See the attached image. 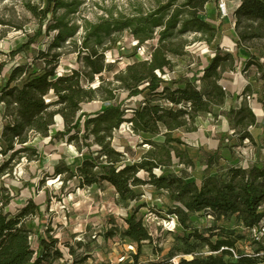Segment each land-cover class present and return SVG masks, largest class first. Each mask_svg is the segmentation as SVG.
I'll list each match as a JSON object with an SVG mask.
<instances>
[{
	"label": "trees",
	"instance_id": "obj_1",
	"mask_svg": "<svg viewBox=\"0 0 264 264\" xmlns=\"http://www.w3.org/2000/svg\"><path fill=\"white\" fill-rule=\"evenodd\" d=\"M39 1L43 2V7L26 4L37 27L26 43L7 53L10 60L36 44L43 34L57 31L49 48L58 49L75 33L74 28L68 27L63 18L57 16L58 10L68 9L66 3L62 0ZM210 2L154 0V6L148 12H140L137 16L100 19L86 28L81 44L83 51L77 52V60L82 62L83 71L73 70L69 74L56 76L52 69L50 72L27 75L24 66L5 70L4 63L0 62V104L3 105L0 153L7 156V160L0 164V178L8 165L22 154L37 156L35 150L27 146L29 135L47 137L55 118L59 117L63 129L57 131L53 139L74 141L76 138L70 132L82 127L78 133L81 143L86 146L89 142L95 144L98 154L83 160L74 171L55 165L52 176L56 179L66 175L64 188L76 180V187L80 189L105 184L114 189L117 198L124 203V208L129 209L126 217L122 218L121 235L135 247L132 264H140L138 258L141 246L145 242H153L150 230L152 227L157 228L153 222L145 224L142 218L137 217V211L129 208L137 198L134 188L144 185L170 195L173 206L167 211L165 220L175 216L176 227L187 228L190 215H206L215 222L228 221L236 216L247 232V242L253 250L248 253L238 250L236 243L243 240V236L219 228L215 232V228L211 227L206 235L193 231L177 236L176 244L166 259L142 264H264V248L253 244L248 234L249 230L260 225L264 217L261 210L264 202V165L253 164L248 169L230 168L226 178L203 173L197 185L187 181L184 173L176 174L164 168L161 156L154 152H148L139 162L127 165L124 163V153L111 144L113 130L128 123L135 133H163L164 145H183L180 139L171 136L172 132L184 129L188 134L192 133V126L199 114H211L213 107L223 105L226 94L220 81L223 64L231 60L229 54L220 56L215 52L208 66L203 70L192 71L188 80H185L184 75L177 79L171 76L172 62L169 57L183 55L181 37L184 34L201 33L208 42L217 34V30L201 16ZM228 18L234 22L238 42L264 37V0H240L233 12L229 10ZM123 31H127L139 46L153 40L155 34L157 44L149 48V58L126 66L124 71L114 76L124 92L118 103L101 105L97 109L95 91L86 88L84 83L92 82L94 76H101L111 67L103 62L104 52L110 49L103 47V44L107 39L115 44L112 35ZM58 56L56 54L54 57ZM254 63L261 72L264 88V66L257 61ZM250 65L247 63L246 67ZM166 71L169 72L168 79L162 78ZM15 82L18 84L11 86ZM196 82L202 86H196ZM171 85L177 87L172 88ZM263 98L261 92L260 100L263 101ZM128 102H133L135 106L125 108ZM53 107L56 109L51 110ZM225 116L228 122L237 127L252 125L261 131V136L264 135V125L256 120L245 103L237 110L229 108ZM239 138L253 140L249 133ZM163 151L168 160H171L172 151L180 164L193 166L192 160L177 146H169ZM37 160L41 163L40 159ZM161 168L163 170L159 175L153 172ZM141 171L146 172L145 179L138 176ZM10 202L6 189L0 188V264H43L62 258L57 248L58 240L51 236V228L41 226L40 205L35 200H27L17 214L11 215L6 209ZM35 215L36 220L26 223L27 218ZM111 236V232H105L106 238ZM198 247H206L208 254L201 258L172 260L174 253L189 255Z\"/></svg>",
	"mask_w": 264,
	"mask_h": 264
},
{
	"label": "rangeland",
	"instance_id": "obj_2",
	"mask_svg": "<svg viewBox=\"0 0 264 264\" xmlns=\"http://www.w3.org/2000/svg\"><path fill=\"white\" fill-rule=\"evenodd\" d=\"M62 1L69 7L67 10H58L57 16H61L68 27L74 28L73 37L66 39L60 48L50 49L51 39L57 32L51 31L48 35L43 34L36 44L30 45L10 60L7 53L17 50L26 43L28 37L34 34L37 27L35 19L26 9V4L43 7V2L39 0H0V62L4 63L5 70H10L15 66H24L26 74L29 75L50 72L54 69L56 76L69 74L73 70L83 71L82 62L77 60V52L83 51L81 50L82 39L89 25L96 24L100 19L110 16L113 19L137 16L140 12H148L154 6V0ZM210 3L213 11L211 19L221 22L222 20L217 15L216 0H211ZM228 7L231 12L234 8V1L228 0ZM211 19L205 17V20L212 25ZM223 27L222 32L215 28L217 34L211 42H208L207 37L201 33L184 34L181 37L183 55L169 57L172 62V78L177 79L184 75L185 80L191 78L192 71L205 69L215 52H218L220 56L229 54L231 57L230 62L224 63L222 67L220 84L225 87L226 94L223 105L213 107L211 114H199L194 125H191L194 128L192 133L188 134L184 129H178L171 134L173 138L181 136V140L186 139V136L198 135L199 141L193 142L194 145L200 144L198 151L195 155H190L185 144L164 145L163 133L157 135L135 133L128 123H123L117 130H113L111 144L114 148H123L125 164L137 163L148 152H154L161 156V160L165 164L164 168H168L176 174L184 173L187 181H193L198 185L200 174L203 173L206 176L212 174L226 178L230 168H250L253 165L257 144L261 142V148L264 150V135H260L258 128L252 125H247L244 128L237 127L228 122L225 116L229 108L237 110L242 103H245L250 109L249 100L252 99V95H255L256 103L260 102L264 108V98L263 101L260 100V93L264 94L263 79L254 63L257 61L264 66V37L238 42L235 27L231 26L230 30L227 25H223ZM153 36V40L146 41L141 46L127 31L112 35V38L116 40L115 44L108 39L104 41L103 47L110 49L104 52L103 62L106 66L111 67L101 76H94L92 82L84 83L86 88H92L95 91V106L118 103L124 92L119 88V83L114 79V76L119 71H124L126 66L149 58V48L157 44V36L155 34ZM98 50L101 51V48ZM44 54L46 55L44 56ZM56 54L59 56L54 57ZM247 63L252 65L247 68ZM168 77L169 72L166 71L162 78L168 79ZM236 78L242 80L240 86L245 85L241 92L235 91ZM1 83L0 81V85ZM14 84H18V82L11 86ZM195 85L202 86L199 82H196ZM171 87L176 88L177 85H171ZM111 97H113L112 100H107ZM247 97L250 99L248 100ZM50 99L53 98L50 97ZM134 106L133 102H128L125 108ZM55 109L56 107H53L51 110ZM2 113L3 105L0 104V116ZM126 115L128 116L129 112ZM59 128H62V125L59 117H56L54 125L49 130V138H52ZM80 131H82V127L70 132L76 138L74 141L63 140L60 142L59 139H54L52 142L59 150V153L56 151L57 155L54 157L57 158L59 166L68 167L73 171L75 166L83 160L97 156L98 148L95 144L89 142L86 146L81 143L80 136H78ZM245 133H249L253 140L239 138ZM209 135H211L210 140ZM41 138L38 135H29V141L32 143H28L27 146L35 150L37 156L27 153L12 161L5 174L0 178V188L4 187V184L9 185V190L13 192L11 195L8 188H4L11 198L10 204H16L18 194L15 193L30 184L36 194L46 199L48 205L47 210L44 211L43 226L51 228L53 232L51 236L54 238L56 235L58 236L56 237L57 248L62 253V258L45 261L43 264H132L135 247L122 237L123 222L118 214L120 211L115 208L124 207V203L115 199L113 193L107 190L103 195L97 192L84 194L88 198V201L84 202L82 201L85 200V197H82L81 192L76 195L79 200L70 199L72 196L69 195L77 192L75 190L77 187L73 188L76 180H72L64 188L63 181L66 175L61 178H52L53 166L51 162H46L44 165L39 164L37 159H40V146L44 142ZM203 141L209 143L202 146ZM169 146H177L182 152H185L192 160L193 166L180 164L172 151L171 160H168L163 150H167ZM256 155L259 162L264 164V152L258 151ZM6 160L7 156L0 153V164ZM207 164L208 167H206ZM206 169H211V172H204ZM162 170L163 168L155 169L153 172L159 175ZM138 176L145 179L147 175L146 172L141 171ZM72 189H74L73 192ZM134 191L137 198L131 204L132 210L137 211V217L142 218L145 224L153 222L157 225V228L152 227L150 230L154 238L153 242L151 244L145 242L141 246V254L138 258L140 264L166 259L176 244L177 236L191 234L193 231L206 235V231L211 227L215 228V232H218L217 228H219L243 236L244 239L236 243L238 250L246 253L253 250L248 245L247 232L236 216H232L228 221L215 222L206 215H190L187 228L184 229L178 225L171 233H168L162 222L167 216V211L173 206L170 195L163 190H154L149 185L135 187ZM84 205L88 206L87 210L93 209L88 211V216L89 214H93V216L87 217V220L84 218L82 207ZM156 217L158 219H155ZM36 218L37 215L29 217L26 223H30ZM105 232H111L113 236L106 238ZM207 254L206 247H198L195 252L189 255L174 253L172 260L201 258Z\"/></svg>",
	"mask_w": 264,
	"mask_h": 264
},
{
	"label": "crops",
	"instance_id": "obj_3",
	"mask_svg": "<svg viewBox=\"0 0 264 264\" xmlns=\"http://www.w3.org/2000/svg\"><path fill=\"white\" fill-rule=\"evenodd\" d=\"M232 1H234V8H233V10L231 11V12H233L236 8H237V6L239 5V3H240V0H232ZM211 3H208L207 5H206V7H205V12L204 13H202V18L205 20V17H207V18H210L211 19V15L213 14V11H212V9H211ZM208 6V7H207ZM217 15H218V13H217ZM218 17H219V15H218ZM219 19H220V17H219ZM212 20V19H211ZM231 18H227V19H225L224 21H214V20H212L211 22H212V26L214 27V28H216V29H220V31L221 30H223V25H227V28H228V30H230V29H232L231 28ZM206 21V20H205ZM219 24H221V26H219ZM222 32V31H221ZM238 74V73H237ZM236 80H237V82H236V84L234 85L235 86V91L236 92H241V90H242V88L245 86V85H243V86H240L241 85V82H242V80H240L239 78H236ZM235 79H234V81H236ZM223 82V81H222ZM228 86V85H227ZM241 87V88H240ZM238 95V94H237ZM255 95H252V99H250L249 101V107H250V109H251V111H252V113L254 114V116H255V118H256V120L257 121H259V122H261L262 124H263V121H264V108L262 107V104L259 102V103H256V100H255ZM88 105V104H87ZM96 108L97 109H99L100 108V106H97L96 105ZM238 108H239V105H238ZM2 109V108H1ZM0 120H1V122H0V135H1V129H2V115L0 116ZM59 121H60V124L62 125V128H59V130L61 129H63V123H62V120L59 118ZM261 132V131H260ZM186 134V133H185ZM182 135V137H183V133L181 134ZM41 138V137H40ZM175 138H178V139H180L181 140V136H176ZM49 139H50V141H49ZM199 137H198V135H194V136H186V139H182L181 141L183 142V144H185L186 145V148H187V151H188V153L190 154V155H195V153L198 151V148L200 147V144L198 143V144H195L194 145V143L193 142H198L199 140ZM211 139V135H209V140ZM41 140H43L44 142H43V144H41V146H40V150H41V155H40V160H41V163H39L40 165H44V163H46V162H51V165L53 166V169H54V166L55 165H59L57 162V158H54L57 154H56V151H57V153H59L58 151V149H56V145L55 144H52V142L54 141V139L53 138H49V136H47V137H42L41 138ZM45 141H48V142H45ZM61 142V141H60ZM28 143H32V141H28ZM207 143H209V142H202V146H205V145H207ZM116 149L118 150V151H120V152H122V153H124V151H123V148L122 147H116ZM264 152V150L261 148V142L259 143V144H257V148H256V152H255V156H254V158H253V164H256L257 166H263L264 164L263 163H260L259 162V160L256 158V153L257 152ZM192 157V156H191ZM81 162V161H80ZM80 164V163H79ZM79 164H77L76 166H75V168L79 165ZM68 168V167H67ZM70 169V168H69ZM211 170V169H210ZM209 169L207 170V171H209V172H211ZM74 171V170H73ZM52 173H53V171H52ZM212 175V174H211ZM201 177H202V174H200V180H201ZM52 178H53V176H52ZM200 180H199V182H200ZM5 186V188L7 187L8 188V190H9V185H6V184H4ZM77 186V182L73 185V188H75ZM73 190L74 189H72V192H73ZM75 190H77V192H75V193H73V194H70L69 196H72V198H70V199H74V200H79V197H77L76 195H79V192H81V195H82V197L84 196L85 197V200H83L82 202H84V201H88V198L86 197V195H84V194H86V193H91V192H97V193H99L100 195H103L104 193H105V190H107V191H110L111 193H113V196H114V198L116 199L117 198V196H116V194H115V191H114V189L112 188V187H110L109 185H107V184H105L104 186H101V187H96V186H93V187H89V188H82V189H80V188H77V189H75ZM9 192H10V195H11V193H13V192H11V190H9ZM15 194H18V196H17V200L15 201V203L16 204H10V205H8V207H7V211H8V213L9 214H11V215H15V214H17L18 212H19V210H20V208H21V206H23V204L27 201V200H30V199H32V200H35L39 205H40V210H41V213H42V219H41V226L42 227H44L43 226V219H44V217H45V214H44V211H46L47 210V202H46V199L43 197V196H39L38 194H36L35 193V190L32 188V185L30 184V185H26V187H25V189H23V190H20L18 193L16 192ZM88 196V195H87ZM118 199V198H117ZM106 202H109V201H106ZM112 204H113V199H112ZM83 207V212H84V218H85V220H87L88 218H90V217H92L93 216V214H89V216H88V211H92L93 209H91V208H89V210H87V208H88V206L87 205H84V206H82ZM132 206L130 205L129 206V208H131ZM115 208H117V210H119L120 212H118V214L120 215V217L121 218H124V217H126V215H127V212H128V210L129 209H126V208H124V207H115ZM96 209V208H95ZM123 212H125V214H123ZM122 213V214H121ZM88 217V218H87ZM122 221V220H121ZM123 222V221H122ZM61 226V225H60ZM62 227V226H61ZM122 228H123V224H122ZM53 233V232H52ZM56 237H58L57 235H56Z\"/></svg>",
	"mask_w": 264,
	"mask_h": 264
},
{
	"label": "built area",
	"instance_id": "obj_4",
	"mask_svg": "<svg viewBox=\"0 0 264 264\" xmlns=\"http://www.w3.org/2000/svg\"><path fill=\"white\" fill-rule=\"evenodd\" d=\"M216 9L217 13L222 21L227 19L229 17V8H228V0H216ZM231 26H234V22H231ZM223 91H225V87L222 86ZM249 100L250 98L247 97ZM129 127H131L130 124H128ZM261 210L264 212V202L261 205ZM156 219V218H155ZM149 222H147L148 224ZM164 229L167 232L173 231L176 228V217L175 216H170L168 219L164 220L162 222ZM249 238L255 244L256 246H261L264 248V217L260 223V225L256 228H252L251 230L248 231ZM56 238V237H55ZM33 241V237L31 238ZM223 249V248H222ZM221 249V250H222ZM233 254L234 252L231 251ZM234 257L236 258L235 254ZM174 262V261H173Z\"/></svg>",
	"mask_w": 264,
	"mask_h": 264
}]
</instances>
